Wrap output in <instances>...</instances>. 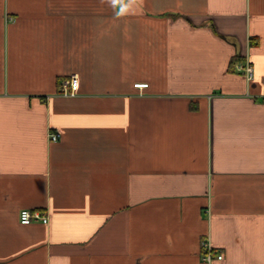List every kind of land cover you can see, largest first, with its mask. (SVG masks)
Masks as SVG:
<instances>
[{
    "label": "crops",
    "instance_id": "0c3cea01",
    "mask_svg": "<svg viewBox=\"0 0 264 264\" xmlns=\"http://www.w3.org/2000/svg\"><path fill=\"white\" fill-rule=\"evenodd\" d=\"M203 242L264 264V0H0V264H207Z\"/></svg>",
    "mask_w": 264,
    "mask_h": 264
},
{
    "label": "built area",
    "instance_id": "2783aa9c",
    "mask_svg": "<svg viewBox=\"0 0 264 264\" xmlns=\"http://www.w3.org/2000/svg\"><path fill=\"white\" fill-rule=\"evenodd\" d=\"M235 72L242 75L244 79L248 83H252L255 79V70L252 64L250 63L249 59L239 62L235 66ZM148 85H136V88L143 89L147 88ZM79 88V79L77 75L71 76L66 82L62 85L61 94L63 96H73L77 93ZM61 135L58 133H50L49 134V141L51 143H56L60 140ZM50 219L48 215L42 214L39 211H30V210H22L19 213V222L22 225H30L33 223H41L47 225ZM202 258L203 261L207 264L213 263L215 260L221 261L223 256L218 254L216 250H214L208 242L202 243Z\"/></svg>",
    "mask_w": 264,
    "mask_h": 264
},
{
    "label": "trees",
    "instance_id": "16d2710c",
    "mask_svg": "<svg viewBox=\"0 0 264 264\" xmlns=\"http://www.w3.org/2000/svg\"><path fill=\"white\" fill-rule=\"evenodd\" d=\"M238 63H239V59H238V58L234 59V61H233L232 64H231V69H230V70H232V72H235V66H236Z\"/></svg>",
    "mask_w": 264,
    "mask_h": 264
}]
</instances>
